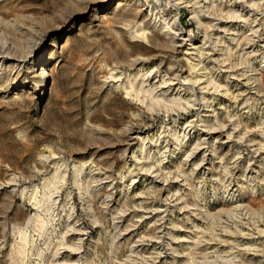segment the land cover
I'll return each instance as SVG.
<instances>
[{
  "label": "rangeland",
  "instance_id": "1",
  "mask_svg": "<svg viewBox=\"0 0 264 264\" xmlns=\"http://www.w3.org/2000/svg\"><path fill=\"white\" fill-rule=\"evenodd\" d=\"M211 1L0 0V264H264V11ZM153 13L215 55L209 82L151 91L189 65Z\"/></svg>",
  "mask_w": 264,
  "mask_h": 264
},
{
  "label": "bare ground",
  "instance_id": "2",
  "mask_svg": "<svg viewBox=\"0 0 264 264\" xmlns=\"http://www.w3.org/2000/svg\"><path fill=\"white\" fill-rule=\"evenodd\" d=\"M223 1V0H222ZM174 4L175 5H179L180 4H184L183 6L188 5L189 7H191V13L193 14H198V10L203 7H207L208 4L210 2H212L211 0H173ZM225 2V1H224ZM255 2H258V4H255ZM241 3H246L248 5V9L249 12V19H257L256 18V13L260 10L264 11V0H230V6L231 8H234L236 10H234L233 12H237V13H240L241 10H238L239 9V5ZM228 4V3H227ZM238 4V5H237ZM241 6V5H240ZM246 7V6H245ZM150 10V9H149ZM207 10V9H205ZM157 11V10H156ZM189 12V13H190ZM231 12V11H230ZM150 13V12H149ZM161 13V12H160ZM200 13V12H199ZM232 13V12H231ZM264 14V12H262ZM236 14V13H235ZM247 14V15H248ZM258 14V13H257ZM260 14V13H259ZM151 15V14H150ZM192 15V14H191ZM193 16V15H192ZM212 16V14H211ZM214 16V15H213ZM212 16V17H213ZM220 17V16H219ZM216 19V25H215V29H216V32H221L222 33V36L226 35V36H233V33L231 32V27H232V24L233 22L232 21H239L241 19V17H235V16H231L230 15H227L225 14V17L222 19V17L219 19ZM209 18V17H208ZM217 18V17H216ZM152 19L155 21L156 24H158V26L160 27V29H163L166 33L167 36H170L171 37V40L172 42L174 43L176 49L179 48V50H181L183 47H186V49H184V60L187 61V68L185 69H182L180 70L176 75L172 76L171 78L167 79V80H164L162 77H154L150 74L146 75V77L144 78V82L146 84H148L149 86H153L154 89L151 90V91H158V95H161L163 96L164 98L166 96H180V92H181V88H182V82H192L193 84H198L200 86L206 84L207 82H209L207 80V70H209L212 66V64L216 61L215 59V55L214 54H210L208 52L206 53H203L204 51H206L205 48H203L202 45L200 44H194V43H191L187 38H185L182 34V32H180V29H175L174 27H176L177 23H178V20H177V17H166L164 14H160V15H157L156 13H153L152 14ZM195 19V18H194ZM211 19V18H210ZM214 19V17L212 18ZM211 19V20H212ZM237 19V20H236ZM246 19V18H245ZM248 19V18H247ZM246 19V20H247ZM248 19V21H249ZM243 20V19H241ZM240 20V22H241ZM257 20L253 21L252 23V30L255 29V25H257L256 23ZM238 22V23H240ZM259 22V21H258ZM199 23V22H198ZM209 23V22H208ZM247 23V22H246ZM251 23V22H250ZM215 24V23H214ZM249 25V24H248ZM251 25V24H250ZM263 25V24H262ZM255 26V27H254ZM237 27V26H236ZM262 27V26H261ZM176 31H175V30ZM213 29V28H212ZM250 30V31H252ZM258 30V29H256ZM256 30H254L255 34H256ZM260 30V29H259ZM173 31V32H172ZM249 31V32H250ZM240 32V31H239ZM258 33V31H257ZM260 33V32H259ZM254 34V35H255ZM252 35H253V32H252ZM221 36V35H220ZM255 37V36H254ZM252 39V38H251ZM204 41V40H203ZM205 42V41H204ZM251 43V42H250ZM204 44V43H202ZM238 45V44H237ZM205 46V45H204ZM249 46V45H248ZM207 48V47H206ZM249 49V48H248ZM210 51V50H209ZM215 52V51H213ZM250 52V51H249ZM207 55V57H204V55ZM190 61V62H188ZM222 72H225V71H222ZM229 72V71H228ZM184 76V77H182ZM181 78V79H180ZM235 78V77H234ZM209 79V78H208ZM184 80V81H183ZM211 80V79H210ZM216 82V81H215ZM191 83V84H192ZM213 83V82H212ZM144 84V83H143ZM185 84V83H184ZM211 84V83H210ZM206 89L208 88L209 84L206 85ZM212 86V85H211ZM215 87V86H214ZM203 89V88H202ZM205 89V87H204ZM217 89V88H215ZM154 91V92H155ZM192 124V123H191ZM192 125H186V127L184 128V131L188 134L192 131L191 129ZM228 128V127H227ZM226 129V128H225ZM229 132V131H228ZM238 134V131L237 130H232V133L227 134L228 136L226 137L227 140H231V138H234L236 137V135ZM203 141L206 140V139H202ZM249 143V147H250V153L253 154V158H252V161H256V159L258 158L260 161H257V162H263L264 161V144H255L254 142L252 143L251 140H248L247 141ZM206 143V142H205ZM203 145V142L201 144V146ZM202 148L199 146L198 148H196V151H201ZM252 163V162H251ZM250 163V164H251ZM259 164V163H258ZM205 158L203 159L200 167L201 168H204L205 166ZM260 165V164H259ZM135 168V167H134ZM152 170V169H151ZM150 173V172H149ZM160 173H161V168H158L157 170H153V172L151 173L153 178L156 179V180H159L161 178L160 176ZM162 175V174H161ZM163 178V177H162ZM161 178V179H162ZM163 181V180H162ZM170 203L168 204H171L172 203H176L178 202L176 198H172L169 200ZM178 204V203H176ZM172 206V205H171ZM169 207V206H168ZM160 210V209H159ZM159 210H155V211H152V214L155 216L154 217H157L159 213H162V212H167L166 209H161L160 211ZM150 213V212H149ZM165 215V214H164ZM163 215V216H164ZM162 216V217H163ZM150 217V216H149ZM148 217V218H149ZM165 217V216H164ZM144 218V217H143ZM141 219V218H140ZM139 219V220H140ZM145 219V218H144ZM158 219V218H157ZM141 221V220H140ZM164 222V221H163ZM153 225L156 227V229L158 230V233H157V236L154 237V239H156L158 241V247H157V251L158 253H156L157 255V259H158V256L161 255V252H160V249L161 247L163 246L162 244L164 243V241L168 238V234H167V228L164 227L163 225H161L159 223V220H155L154 219V222H153ZM137 227V226H136ZM128 232V231H127ZM262 235V234H261ZM170 236V235H169ZM263 236V235H262ZM260 237V236H259ZM140 239V238H139ZM154 240V241H156ZM143 241V240H142ZM153 242V241H152ZM172 243H173V240H172ZM165 244V243H164ZM141 245V241H137L135 242V244H133V248H137ZM167 246V244H166ZM170 246H167L166 249L167 250H172L173 249H169ZM142 248V247H141ZM146 252V251H145ZM144 253V252H143ZM152 254V253H151ZM133 256V255H132ZM150 256V255H149ZM156 257V256H155ZM155 259V260H157Z\"/></svg>",
  "mask_w": 264,
  "mask_h": 264
}]
</instances>
